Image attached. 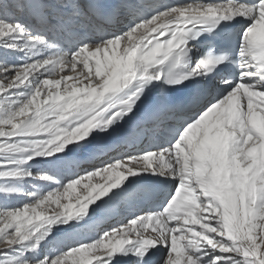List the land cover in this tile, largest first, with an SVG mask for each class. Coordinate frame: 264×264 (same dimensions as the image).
<instances>
[{
	"label": "snow or ice",
	"instance_id": "obj_1",
	"mask_svg": "<svg viewBox=\"0 0 264 264\" xmlns=\"http://www.w3.org/2000/svg\"><path fill=\"white\" fill-rule=\"evenodd\" d=\"M0 264H264V0H0Z\"/></svg>",
	"mask_w": 264,
	"mask_h": 264
},
{
	"label": "bare ground",
	"instance_id": "obj_2",
	"mask_svg": "<svg viewBox=\"0 0 264 264\" xmlns=\"http://www.w3.org/2000/svg\"><path fill=\"white\" fill-rule=\"evenodd\" d=\"M103 179L100 177H96L93 178V180L90 183H102ZM85 183H89L88 181H85ZM86 189L83 188V186H78L77 189L75 191L72 192V202L75 203L76 202V197L77 195H84L86 194ZM64 203L68 202L67 200L63 201Z\"/></svg>",
	"mask_w": 264,
	"mask_h": 264
}]
</instances>
